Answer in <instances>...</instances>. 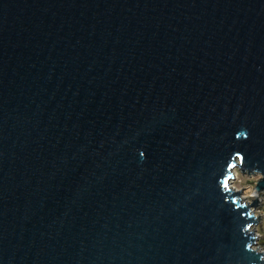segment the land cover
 Wrapping results in <instances>:
<instances>
[{
    "label": "water",
    "instance_id": "1",
    "mask_svg": "<svg viewBox=\"0 0 264 264\" xmlns=\"http://www.w3.org/2000/svg\"><path fill=\"white\" fill-rule=\"evenodd\" d=\"M236 169L264 0H0V264H264Z\"/></svg>",
    "mask_w": 264,
    "mask_h": 264
},
{
    "label": "rangeland",
    "instance_id": "2",
    "mask_svg": "<svg viewBox=\"0 0 264 264\" xmlns=\"http://www.w3.org/2000/svg\"><path fill=\"white\" fill-rule=\"evenodd\" d=\"M236 176L234 174V179L231 180V186L234 187L235 192L236 189L239 188V198L244 197L245 200L248 201V205L252 201H255L254 199L258 200L254 206H251L250 209L252 210L256 222L250 227V230L252 231L253 235L256 234L257 240L254 247L259 248L260 250L264 251V194L262 192L257 193L256 196L251 197H245L244 192L247 188H255V185L257 181L260 178L259 174H243L238 169L235 170ZM258 216V217H257Z\"/></svg>",
    "mask_w": 264,
    "mask_h": 264
},
{
    "label": "bare ground",
    "instance_id": "3",
    "mask_svg": "<svg viewBox=\"0 0 264 264\" xmlns=\"http://www.w3.org/2000/svg\"><path fill=\"white\" fill-rule=\"evenodd\" d=\"M234 174H235V176H236V173L234 172ZM234 176V177H235ZM231 181L228 183V188L231 190V191H233V192H235V189H234V187L233 186H231ZM255 191V190H254ZM256 195H258L257 194V192L255 191V195L254 196H256ZM253 196V197H254ZM240 200L242 201V202H244L245 203V205H247V204H249L248 203V201L247 200H245V198L244 197H240ZM247 202V203H246ZM257 235L256 234H254V237H256ZM257 238V237H256Z\"/></svg>",
    "mask_w": 264,
    "mask_h": 264
},
{
    "label": "clouds",
    "instance_id": "4",
    "mask_svg": "<svg viewBox=\"0 0 264 264\" xmlns=\"http://www.w3.org/2000/svg\"><path fill=\"white\" fill-rule=\"evenodd\" d=\"M237 191H239V188L236 189ZM255 195V191L253 188H247L244 192V196L245 197H251Z\"/></svg>",
    "mask_w": 264,
    "mask_h": 264
}]
</instances>
